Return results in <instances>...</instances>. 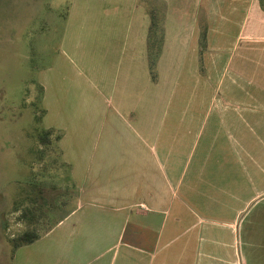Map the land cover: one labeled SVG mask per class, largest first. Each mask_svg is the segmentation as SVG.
Instances as JSON below:
<instances>
[{"label": "crops", "instance_id": "1", "mask_svg": "<svg viewBox=\"0 0 264 264\" xmlns=\"http://www.w3.org/2000/svg\"><path fill=\"white\" fill-rule=\"evenodd\" d=\"M28 2L35 18L46 0ZM62 2L70 7L59 14L65 26L60 57L39 82L43 127L53 132L38 149L53 144L64 170L42 187H73L77 194L50 227L37 230L34 241L13 248L0 236V264H264L259 111L253 107L252 118H221L234 125L227 138L235 148L209 149L189 163L192 149L182 172L181 132L190 135L195 119L143 118L144 88L155 90L153 102H161L160 67L167 55L183 61L172 62L174 76L180 64L188 66L186 60L196 72L202 59L210 74L207 62L217 46L219 59H226L222 76L230 74L227 90L246 87L240 76L248 68L247 83L260 85V1L170 0L156 81L149 66L153 16L145 0ZM234 59L235 73H229ZM143 70L152 81L145 87ZM81 118L101 122L98 129L82 130Z\"/></svg>", "mask_w": 264, "mask_h": 264}, {"label": "rangeland", "instance_id": "2", "mask_svg": "<svg viewBox=\"0 0 264 264\" xmlns=\"http://www.w3.org/2000/svg\"><path fill=\"white\" fill-rule=\"evenodd\" d=\"M169 1L145 0L153 16L152 22L158 24L150 39L153 58L159 57L157 50L161 52L162 46L158 42ZM31 6L28 0H0V236L11 245L12 240L26 230L38 233V229L50 227L77 194L73 187H42L44 183L58 180L64 170L53 144L48 148L51 154L48 150L38 149L48 131L43 127V91L39 82L42 71L59 60L65 29L64 19L59 14L64 16L70 5L59 3V0H46L35 18H32L34 10ZM86 37L85 40L89 38ZM200 46L203 51V41ZM219 56V49L213 46L207 62L208 68L209 65L212 67L209 74L203 59L196 72H192L191 60L185 63L189 69L186 65L181 69L183 61L167 55L160 67L163 87L160 104L153 102L155 90L143 89V118L195 119L190 126V135L188 129L181 132L180 172L192 149L196 151L189 163L198 162L202 153L209 149L235 148V142L227 138V133L235 134L234 125L221 118H252L255 110L259 111L260 118H264V75H256L260 85H249L246 79L252 74L248 68V73L240 76L246 87L227 90L230 74L222 76L226 59L221 60ZM178 61L182 62L180 66L177 64L174 76L171 64ZM236 63L234 59L229 73H235ZM150 82L149 72L143 70V87ZM84 92L87 93L86 88ZM150 103L153 105L149 106ZM85 108L86 115V103ZM91 119L81 118L78 128L98 129L101 120ZM214 157L212 154L210 162ZM29 166H35L36 170Z\"/></svg>", "mask_w": 264, "mask_h": 264}, {"label": "trees", "instance_id": "3", "mask_svg": "<svg viewBox=\"0 0 264 264\" xmlns=\"http://www.w3.org/2000/svg\"><path fill=\"white\" fill-rule=\"evenodd\" d=\"M259 1H260L261 5H262V7L264 9V0H259ZM156 24L157 23L153 22V24L151 25V28H150L151 34H152V30L157 27L158 24L157 25ZM205 36H206V33L203 32V39L205 38ZM163 38H164V29L162 28V33L160 35V41L158 42L159 46L163 45V41H164ZM157 51H158L157 54L159 56L160 50H157ZM149 59H151L150 60V65H149L150 66L151 75H152L153 80L156 81L157 78H158V71H157V59H158V57L153 58L150 55ZM52 132H53V130H50V129L46 132L47 136L43 137L44 138L43 139L44 142L47 141L48 135L52 134ZM38 237H39V234L37 232H35L34 230H26V231L22 232L20 235H18L16 238H14L12 240L13 248H17V247H19L21 245H24V244H27L29 242H32Z\"/></svg>", "mask_w": 264, "mask_h": 264}]
</instances>
